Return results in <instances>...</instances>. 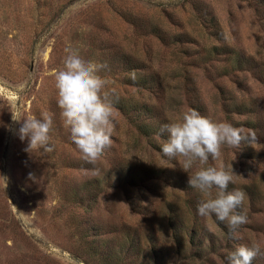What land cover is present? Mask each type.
I'll use <instances>...</instances> for the list:
<instances>
[{
    "label": "rangeland",
    "instance_id": "1",
    "mask_svg": "<svg viewBox=\"0 0 264 264\" xmlns=\"http://www.w3.org/2000/svg\"><path fill=\"white\" fill-rule=\"evenodd\" d=\"M69 49L106 65L114 131L94 164L56 102ZM190 109L258 138L205 165L245 193L239 239L161 151ZM11 112L52 114L54 151L26 152ZM253 244L264 264V0H0V264H226Z\"/></svg>",
    "mask_w": 264,
    "mask_h": 264
},
{
    "label": "clouds",
    "instance_id": "2",
    "mask_svg": "<svg viewBox=\"0 0 264 264\" xmlns=\"http://www.w3.org/2000/svg\"><path fill=\"white\" fill-rule=\"evenodd\" d=\"M63 67L55 73L57 105L60 117L71 141L82 153L87 163L94 164L111 146L114 131V107L110 94L104 91L107 81L99 74L106 65L83 59L69 49ZM24 85L19 87L23 90ZM12 120L20 123L17 135L28 141L26 152L51 153L55 145L50 133L53 117L43 113L41 118H21L16 112ZM167 133L161 145L163 155L181 161V169L188 174V186L198 191L202 199L197 213L207 217L215 215L219 222H226L229 237L239 239L238 229L247 223L242 205L245 193L241 190L228 191L233 182V169L223 166H207L209 158L217 160L221 149L227 145L239 148L242 142H257L254 130L244 131L227 121H213L197 110L190 109L178 119L161 125L158 135ZM195 168V170H193ZM259 245L238 246L226 257V264H252L261 255Z\"/></svg>",
    "mask_w": 264,
    "mask_h": 264
},
{
    "label": "trees",
    "instance_id": "3",
    "mask_svg": "<svg viewBox=\"0 0 264 264\" xmlns=\"http://www.w3.org/2000/svg\"><path fill=\"white\" fill-rule=\"evenodd\" d=\"M180 246V245H179Z\"/></svg>",
    "mask_w": 264,
    "mask_h": 264
}]
</instances>
